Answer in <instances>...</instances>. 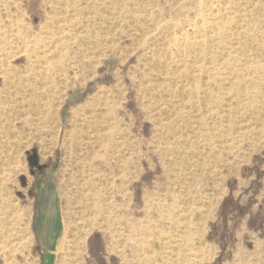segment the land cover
<instances>
[{
  "label": "rangeland",
  "instance_id": "rangeland-1",
  "mask_svg": "<svg viewBox=\"0 0 264 264\" xmlns=\"http://www.w3.org/2000/svg\"><path fill=\"white\" fill-rule=\"evenodd\" d=\"M0 148V264H264V0H0Z\"/></svg>",
  "mask_w": 264,
  "mask_h": 264
},
{
  "label": "bare ground",
  "instance_id": "bare-ground-1",
  "mask_svg": "<svg viewBox=\"0 0 264 264\" xmlns=\"http://www.w3.org/2000/svg\"><path fill=\"white\" fill-rule=\"evenodd\" d=\"M115 31H116V30H115ZM50 45H51V44H50ZM73 46H74V45H73ZM171 60H172V59H171ZM2 67H3V66H2ZM8 67H9V66H8ZM184 68H185V67H184ZM23 70H24V69H23ZM12 74H13V73H12ZM5 75H7V74H5ZM6 78H7V80H9V78H11V76L8 75ZM4 80H5V78H4ZM4 80H3V81H4ZM9 82H10V81H9ZM4 83H5V81H4ZM14 85H15V84H14ZM4 86H5V85H4ZM10 96H11V95H10ZM11 97H12V96H11ZM8 99H9V98H8ZM49 106H50V105H49ZM13 121H14V120H13ZM1 124H2V123H1ZM8 136H9V135H8ZM120 138H121V137H120ZM0 149H1V148H0ZM6 150H7V149H6ZM3 153H4V152H3ZM4 157H5V156H4ZM1 158H2V156H1ZM82 169H83V168H82ZM134 211H135V210H134ZM137 213H138V212H137ZM177 256H178V255H177Z\"/></svg>",
  "mask_w": 264,
  "mask_h": 264
}]
</instances>
